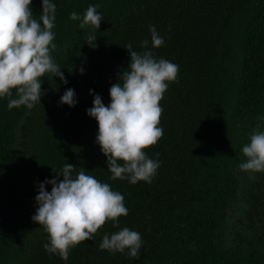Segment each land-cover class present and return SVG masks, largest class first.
I'll use <instances>...</instances> for the list:
<instances>
[{"label": "trees", "instance_id": "obj_1", "mask_svg": "<svg viewBox=\"0 0 264 264\" xmlns=\"http://www.w3.org/2000/svg\"><path fill=\"white\" fill-rule=\"evenodd\" d=\"M41 3L32 0L35 18ZM53 3L52 56L68 83L47 74V95L31 110L9 109V98H0V264H264V173L251 180L239 169L242 147L264 117V0ZM90 5L103 15L95 49L85 43L91 29L69 18ZM150 25L164 38L158 49ZM145 39L179 73L160 101L163 136L145 149L160 167L151 183L133 185L109 179L97 121L86 110L95 94L110 103L109 88L130 60L124 47L143 51ZM68 88L75 107L58 103ZM67 163L119 191L128 215L118 227L106 222L65 261L45 251L48 234L31 217L37 185ZM124 227L141 235L139 259L99 248L105 234Z\"/></svg>", "mask_w": 264, "mask_h": 264}, {"label": "clouds", "instance_id": "obj_2", "mask_svg": "<svg viewBox=\"0 0 264 264\" xmlns=\"http://www.w3.org/2000/svg\"><path fill=\"white\" fill-rule=\"evenodd\" d=\"M31 5L32 0H0V98H9V109L25 106L31 110L41 104V98L47 95V90L42 89V78L47 74L68 83L52 56L57 48L53 42L56 5L53 0H42L38 18L34 17ZM98 7L90 5L82 17L75 11L69 14L71 20L80 21V29H91L85 43L93 49L98 47L95 33L103 19ZM149 32L151 48H160L164 38L154 25L149 26ZM140 47L143 51L134 50L131 43L124 47L130 60L109 88L110 103L106 106L102 97L95 94L93 106L86 110L97 121L95 142L107 158L109 179L127 180L133 185L140 181L151 183L160 167L159 161L149 158L145 149L163 136L164 130L158 126L163 113L160 101L179 73L178 64L156 57L149 48V40H143ZM79 71L84 74L83 68ZM58 103L75 107L74 90L68 88ZM258 119L249 142L242 147L246 159L239 164L251 180L256 179V173H264V117ZM75 167L67 163L61 171L53 170L52 179L46 178L37 185L35 214L31 217L48 234L45 251L65 261L71 248L92 239L106 222L118 227V218L128 215L119 191L86 174L83 168L74 174ZM46 185H51L50 192ZM141 247V235L128 227L105 234L99 244L101 250L110 253L127 250L128 257L136 259Z\"/></svg>", "mask_w": 264, "mask_h": 264}]
</instances>
